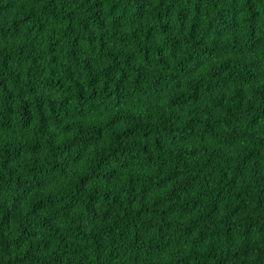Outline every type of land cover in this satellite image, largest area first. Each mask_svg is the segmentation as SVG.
I'll return each mask as SVG.
<instances>
[{
  "label": "trees",
  "instance_id": "trees-1",
  "mask_svg": "<svg viewBox=\"0 0 264 264\" xmlns=\"http://www.w3.org/2000/svg\"><path fill=\"white\" fill-rule=\"evenodd\" d=\"M0 264H264V0H0Z\"/></svg>",
  "mask_w": 264,
  "mask_h": 264
}]
</instances>
